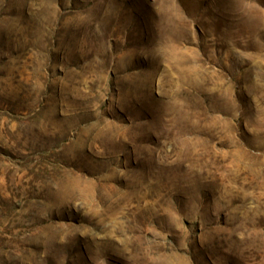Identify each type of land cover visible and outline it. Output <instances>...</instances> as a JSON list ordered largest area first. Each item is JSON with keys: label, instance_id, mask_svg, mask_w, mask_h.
Returning <instances> with one entry per match:
<instances>
[{"label": "rangeland", "instance_id": "374dc122", "mask_svg": "<svg viewBox=\"0 0 264 264\" xmlns=\"http://www.w3.org/2000/svg\"><path fill=\"white\" fill-rule=\"evenodd\" d=\"M0 264H264V0H0Z\"/></svg>", "mask_w": 264, "mask_h": 264}]
</instances>
